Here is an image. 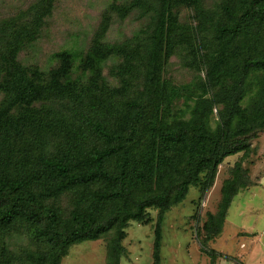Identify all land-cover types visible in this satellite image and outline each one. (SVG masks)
Returning a JSON list of instances; mask_svg holds the SVG:
<instances>
[{
	"label": "trees",
	"instance_id": "trees-1",
	"mask_svg": "<svg viewBox=\"0 0 264 264\" xmlns=\"http://www.w3.org/2000/svg\"><path fill=\"white\" fill-rule=\"evenodd\" d=\"M54 1L41 0L0 61L7 95L0 105V234L24 229L45 247L27 251V264H61L72 246L113 231L106 264H120L129 223H150L149 209L158 208L153 264H161L164 213L192 186L207 193L224 159L243 152L218 212L204 223L203 249L215 264L221 253L208 240L221 233L234 197L260 181L243 160L247 137L264 130V0H222L218 11L203 0L114 2L110 11L125 18L139 9L152 14V25L134 40L108 44L106 13L86 52H55L58 65L45 73L18 56L37 39ZM180 6L194 9L197 25L180 23ZM179 46L188 49L189 66H205V76L183 85L163 78ZM113 56L122 58L112 71L119 87L103 73ZM76 67L86 81L73 77ZM139 78L141 88L129 97ZM180 99L184 107L175 110ZM65 194L72 198L67 215L57 203ZM16 263L3 245L0 264Z\"/></svg>",
	"mask_w": 264,
	"mask_h": 264
},
{
	"label": "rangeland",
	"instance_id": "rangeland-1",
	"mask_svg": "<svg viewBox=\"0 0 264 264\" xmlns=\"http://www.w3.org/2000/svg\"><path fill=\"white\" fill-rule=\"evenodd\" d=\"M130 1L55 0L37 39L23 45L18 56L19 62L48 73L58 65V60L53 57L55 52L63 49L86 52L106 13L111 16V24L102 36L103 42L118 44L134 40L140 30L146 31L152 25V14L143 15L136 9L122 18L116 12L110 11L114 2ZM40 2L41 0H0V61L3 60V51L15 34V29L33 22ZM221 3L222 0H203L205 8L211 10L218 11ZM175 11L179 15L180 23L197 25L193 8L180 6ZM189 60L188 49L185 46L177 47L165 66L163 78L172 84L183 85L194 82L199 76H205V66L201 63L199 67L189 66ZM121 61V57L113 56L103 65L106 82L111 87L120 86V78L112 71ZM73 77L81 81L87 79L78 67L75 68ZM139 88L140 78L135 81L129 97H134ZM6 96V93L0 91V105ZM183 102V99L176 101L175 110L184 107ZM215 120L216 117L213 116L212 126H215ZM247 140L251 150L243 160L244 167L249 168L252 180L255 181L256 177L264 180V130L251 133ZM243 155L241 152L224 159L218 166L214 185L207 193L203 195L199 187L192 186L182 202L173 205L164 213L161 264H214L203 249L204 242L207 241L204 223L211 213L218 212L224 182L231 177L232 167ZM260 184L257 181V185L242 189L234 197L221 233L208 240L207 246L221 253L216 257L215 264H264V188ZM57 203L67 215L72 207L71 195H63ZM149 211L150 223H129L127 236L123 240L126 250L121 256L120 264L154 263V232L159 209L150 208ZM113 235L114 232L111 231L101 239L72 246L61 264H106L108 246ZM3 245L16 256V264H27L24 259L27 251L45 249L30 232L21 228L0 234V250Z\"/></svg>",
	"mask_w": 264,
	"mask_h": 264
},
{
	"label": "crops",
	"instance_id": "crops-1",
	"mask_svg": "<svg viewBox=\"0 0 264 264\" xmlns=\"http://www.w3.org/2000/svg\"><path fill=\"white\" fill-rule=\"evenodd\" d=\"M260 183H261L260 185L263 186V188H264V180H263L262 177H260ZM251 187H254V186H251ZM251 187H250V188H251ZM247 189H249V188H247Z\"/></svg>",
	"mask_w": 264,
	"mask_h": 264
}]
</instances>
